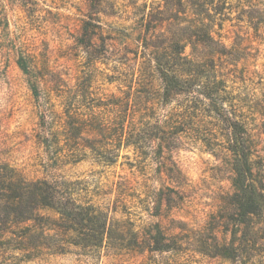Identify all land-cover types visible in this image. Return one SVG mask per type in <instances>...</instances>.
Masks as SVG:
<instances>
[{
	"label": "rangeland",
	"instance_id": "1",
	"mask_svg": "<svg viewBox=\"0 0 264 264\" xmlns=\"http://www.w3.org/2000/svg\"><path fill=\"white\" fill-rule=\"evenodd\" d=\"M154 1L0 0V170L58 183L65 194L141 232L158 225L183 250H103L99 256L75 248L26 261L1 234L0 264H241L219 248L199 251L211 239L207 223L234 189L218 121L202 118L196 134L165 125L162 151L154 139L149 146L154 130L141 131L136 148L117 135L145 117L144 104L128 112L126 101L129 91L130 106L135 93L144 94L135 83V54L143 50L137 22L143 5ZM219 38L240 47L241 65L222 75L230 95L241 99L234 114L244 118L264 178V35L245 28ZM173 99L148 114L164 123L186 101ZM223 230L216 229L224 243ZM254 257L249 264L264 263L258 261L263 254Z\"/></svg>",
	"mask_w": 264,
	"mask_h": 264
},
{
	"label": "trees",
	"instance_id": "2",
	"mask_svg": "<svg viewBox=\"0 0 264 264\" xmlns=\"http://www.w3.org/2000/svg\"><path fill=\"white\" fill-rule=\"evenodd\" d=\"M143 8L137 22L143 50L135 54L139 67L135 83L144 94L135 93L130 106L129 91L126 102L128 112L144 104L145 117L138 124L123 125L117 135L136 148L140 132L154 130L156 137L148 139L149 146L154 139L162 151L165 125L186 126L196 134L202 118L214 117L228 145L225 166L234 189L207 223L211 239L206 237L199 251L208 254L219 248L224 258L249 264L255 254L264 255V178L244 118L234 114L241 99L230 95L228 77L222 75L241 65L240 47L221 43L224 38L219 37L227 30L241 35L245 28L264 35V0H156ZM180 95L186 101L164 123L148 114L159 106L167 108ZM5 170H0V235L14 241L9 250L26 261L75 248L99 256L103 250H183L178 239L167 238L158 225L143 232L127 227L97 205L65 194L58 183ZM217 227L225 229L224 243L218 241ZM230 232L233 237L228 240Z\"/></svg>",
	"mask_w": 264,
	"mask_h": 264
}]
</instances>
